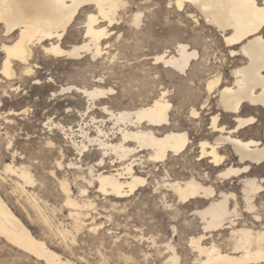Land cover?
<instances>
[{
	"label": "bare ground",
	"instance_id": "1",
	"mask_svg": "<svg viewBox=\"0 0 264 264\" xmlns=\"http://www.w3.org/2000/svg\"><path fill=\"white\" fill-rule=\"evenodd\" d=\"M145 1L146 10L156 5L154 0ZM127 3L128 0H0V28L3 34L0 51L5 54L1 73L10 80L14 79L18 75L17 66L20 78L33 75L35 63L32 59L36 50L54 57L73 59L79 58L85 51L91 52L93 57L102 55L107 48L105 44L117 33L114 32L116 22ZM172 5L179 11L187 10L196 22L201 15L208 25L216 27L229 54L228 61L225 59L222 66L232 64L229 77L224 75L222 67L205 68L198 46H191L183 36L175 38L176 53L165 50L153 55L155 65H162L182 76L184 85L180 93L185 100L194 99L197 102L200 97L194 95L198 87L193 68L201 65L204 67L199 71L207 72L204 79L205 97L199 108L195 102L191 104V115L195 119L191 122L201 136L197 147L194 148L189 131L180 128L176 120L173 122L171 103L167 98L169 90L166 88L151 102L135 108L114 110L102 105V110L108 114L117 130L109 133L98 125L97 135L90 136L80 126L84 139L73 140L78 153L84 156L90 150V145L95 143L101 153L96 164L87 167L90 178L83 179L91 187L97 186L98 192L123 199L149 184L151 177H157V163H166L171 156L180 157L187 154L189 149L193 153L198 149L196 161L207 164L210 171H199L198 176L192 174L189 178L178 179L172 175V167H166L165 177L158 180L159 188L172 191L180 203L208 200L204 208L194 211L204 224V233L190 240L198 254L194 264H264V176L256 174L264 169V133L260 132L262 127L264 130V0H169L168 6ZM142 13L136 11L132 15L133 25H140ZM82 15L85 18L80 24L84 28L85 39L67 48L63 45L64 36ZM203 77L201 75L199 79ZM68 89L76 90L88 101H95L112 91V88L105 89L98 85L75 84L61 91ZM213 102L215 105L211 106ZM201 110L211 115L206 129L202 119L196 121L201 118ZM61 129L67 134V128L61 125ZM70 130L74 132L72 128ZM250 131L256 133L247 136ZM115 133L120 135L116 142L111 137ZM230 149L238 157L239 166L226 164L230 159ZM111 154H116L117 159L108 162ZM108 163L110 166L107 167ZM149 164L152 167L147 170ZM58 165L62 167L63 164L58 161ZM95 166L101 170L95 169ZM5 171L16 174L23 181L17 182L23 193L27 192V184L34 183V175L25 164L8 163ZM234 179L240 181L241 198L235 192L218 191L214 186L216 181L224 183ZM59 181L74 230L79 232L87 228L98 233L104 229V223L95 222V217L91 223L84 219V210L94 206L93 200L78 199L66 178ZM79 192L81 197L87 196L88 187L81 186ZM166 194L163 198L167 197ZM38 197L34 196L33 200L28 197L29 205L36 216L35 220L42 224L46 238L35 235L1 194L0 236L26 253L30 259L27 264H78L58 251L59 247L72 250L76 240L73 229L55 223L43 211ZM29 217L33 219L31 215ZM52 235L58 239L57 244L47 240ZM215 235L221 239L217 240ZM166 247L169 254L165 264H179L180 255L175 245L168 242Z\"/></svg>",
	"mask_w": 264,
	"mask_h": 264
},
{
	"label": "rangeland",
	"instance_id": "2",
	"mask_svg": "<svg viewBox=\"0 0 264 264\" xmlns=\"http://www.w3.org/2000/svg\"><path fill=\"white\" fill-rule=\"evenodd\" d=\"M154 2L156 5L146 10L145 0H128L116 22L114 32L117 33L110 37L107 45L105 44L107 48L104 49V53L96 57L86 51L74 59L54 57L36 50L32 59L35 63V73L20 78L18 76L20 69L15 66L18 75L10 80L1 73L5 54L0 51V194L35 235L45 237L44 228L35 220L36 216L28 199L29 197L33 200L34 196H39L38 201L43 211L55 223H62L66 228L73 229L76 240L72 250L63 247L57 250L78 264H165L169 254L166 247L168 242L175 245L180 255L179 264H194L195 256L198 255L193 250L190 240L204 233V224L194 211L204 208L208 200H193L183 204L172 191L159 188L158 184V180L166 175V167L169 169L172 167L174 173L172 175L178 179L189 178L192 174L198 176L199 171L202 173L210 171L207 164L196 161L198 149L195 153L189 149L185 155L171 156L166 163H157V177H151L149 184L140 187L132 195L116 199L114 196L98 192L97 186L91 187L83 179L90 178L87 167L96 164L101 158L96 143L90 145V150L81 156L73 142L84 139L80 130L81 125L90 136L97 135L98 125L109 133L117 130L109 120L108 114L102 110V105L114 110L135 108L151 102L166 88L169 90L167 98L171 103L173 122L176 120L180 128L189 131L194 148L197 147L201 136L198 128L192 125L195 119L191 115V104L195 102L196 106L200 107L206 94L204 79L207 78V72L202 73L199 69L204 66L222 67L224 75L229 77L232 64L222 66L225 59L228 61L229 54L221 32L216 27L208 25L201 15L196 22L189 16L187 10L179 11L174 5L169 7V0ZM136 11L143 12L139 26L133 25L131 21ZM83 18L84 15L73 23L65 34L63 39L65 47L84 41V28L80 24ZM1 30L2 28L0 43L3 37ZM179 37L185 38L191 46L196 44L204 59V66L199 65L200 68L197 65L198 68H193L198 87L194 95L200 96L197 102L182 97L180 93L184 85L182 76L173 73L169 68L154 64V54L165 50L172 54L176 53L175 38ZM114 55L115 59L112 58ZM199 75L204 77L200 80ZM74 84L98 85L105 89L112 88V91L95 101H88L87 97L73 89L61 91ZM93 102L95 104H92ZM213 105L215 102L211 104ZM200 112L201 118L196 121L200 122L202 119L206 129L211 121V115L207 114L208 111ZM61 125L68 129L67 134L61 129ZM70 128L74 132H71ZM260 132L264 133L263 127ZM255 133L256 131H250L246 135L251 136ZM116 135L117 137H114ZM114 136L111 135L116 142L120 135L115 133ZM232 152L230 149V159L226 164L239 166L238 157ZM116 159L117 155L111 154L107 161ZM58 161L62 162V167L58 165ZM8 163L25 164L31 170L34 183L26 185L27 192L23 193L19 188L17 182L23 181L16 174L5 171V165ZM149 166L147 170L152 167L150 164ZM95 169L101 170L99 166H95ZM256 174L264 176V169L258 170ZM212 175L215 176L214 173ZM63 178L68 180L78 199L93 200L94 206L84 210L86 216L88 215L84 216L86 222L91 223L95 217V222L104 223V229H100L98 233L87 228L79 232L74 230L73 219L69 215L70 209L65 205V197L60 186L59 179ZM216 182L215 184H218L214 186L218 191H232L241 198L239 180ZM81 186L88 187L87 196L81 197L79 192ZM164 193H167L166 198H163ZM46 233L50 236V233ZM215 237L217 240L221 239L219 235ZM56 239L54 235L47 237L49 242L57 244ZM29 260L24 251L0 236V264H27Z\"/></svg>",
	"mask_w": 264,
	"mask_h": 264
}]
</instances>
